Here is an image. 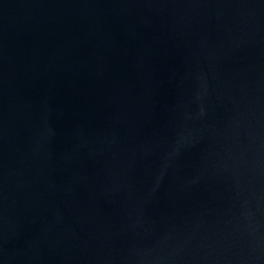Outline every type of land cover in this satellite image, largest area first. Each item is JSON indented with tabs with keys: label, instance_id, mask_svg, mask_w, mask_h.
Here are the masks:
<instances>
[{
	"label": "water",
	"instance_id": "95a60500",
	"mask_svg": "<svg viewBox=\"0 0 264 264\" xmlns=\"http://www.w3.org/2000/svg\"><path fill=\"white\" fill-rule=\"evenodd\" d=\"M0 264H264V0H0Z\"/></svg>",
	"mask_w": 264,
	"mask_h": 264
}]
</instances>
